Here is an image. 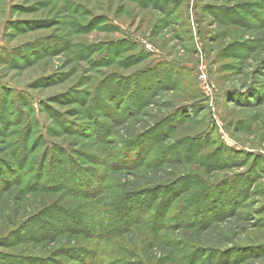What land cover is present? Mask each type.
Here are the masks:
<instances>
[{"label":"rangeland","instance_id":"374dc122","mask_svg":"<svg viewBox=\"0 0 264 264\" xmlns=\"http://www.w3.org/2000/svg\"><path fill=\"white\" fill-rule=\"evenodd\" d=\"M0 264H264V0H0Z\"/></svg>","mask_w":264,"mask_h":264},{"label":"trees","instance_id":"16d2710c","mask_svg":"<svg viewBox=\"0 0 264 264\" xmlns=\"http://www.w3.org/2000/svg\"><path fill=\"white\" fill-rule=\"evenodd\" d=\"M140 140L141 139H139V142H140ZM135 145L136 144H138V143H134ZM52 157L53 156H51V158H50V160H49V163H46L45 165H47L48 166V168H50L51 166H52ZM69 158V157H68ZM118 158H120V157H118ZM59 160V159H58ZM69 160H70V158H69ZM62 160L60 159V161H58V164H59V166H63L64 165V163L66 162V161H68V160H66V159H64L62 162H61ZM70 163H72L73 165L72 166H74L72 169H75V163L73 162V161H69ZM69 162H68V164H69ZM192 184V183H191ZM216 184V183H215ZM208 185L211 189H217V187H218V185ZM199 184H198V182H194L193 184H192V188H197V186H198ZM60 185L59 184H57V185H53L52 187H59ZM37 188H41V187H37ZM200 188H202V186L200 187ZM165 189H167V188H165ZM164 189V192L162 193L163 195H165V194H168V192H173L172 190L173 189H170L169 191L168 190H165ZM91 192V191H90ZM155 192H148V191H140V192H137V193H135V194H128V195H126V196H124V197H122L118 202H117V210H115V211H113V213H111V215H112V217L113 218H115V221H116V224H115V226H116V228L118 227V226H120V224H122L120 221H121V214H122V212H124V211H127V212H129V211H134L135 212V214H132V215H130V217H135V218H133L132 220H136V222H139V223H141V224H144V225H148V224H150V225H155L154 223H150V222H146L145 223V221H143L144 220V218H142L143 217V215H145V216H147L146 214H149L150 212H153L152 211V207H151V205H150V202H149V199H151V201L153 200L152 198H149V199H147L148 197H150V196H155ZM198 196L195 198V202H196V204H198V203H200L201 202V200H203V198H204V196H206L205 198H204V201H205V199H208V197H207V195H208V193H204V194H202V192H200V193H198L197 194ZM139 198H145L146 200H145V202L143 201V202H141L140 200H139ZM133 200V201H132ZM153 202V201H152ZM169 202H171L170 200H169ZM128 203V205L129 206H126L125 207V205ZM131 203V204H130ZM168 203V202H167ZM134 205V207H132ZM154 205V204H153ZM160 206V207H159ZM125 207V208H124ZM159 210V211H158ZM59 211H61L62 212V214H64V215H66V218L64 219L65 221H66V223L63 221V223H64V225L65 226H70L69 224H68V222L70 221V220H72L73 221V223H74V225H72L71 226V228H65V229H62V230H66L67 232H70V231H74L75 232V230H77L76 228H79L78 229V231H81V230H84L85 228L83 227V225H81L80 226V220H85V218H89V217H87V216H85L84 214H82V213H80V212H74L73 210H69V211H67V210H63V209H59ZM157 211V214L159 213V212H161L162 214H164V216H163V219L165 220V217H166V215L170 212V209H169V206H168V204H166V202H164V203H161V204H159L158 205V209L156 210ZM161 219H162V216H161ZM164 220H163V222H164ZM56 222H58V221H56ZM107 224H108V226H109V224L111 225V223H109V222H107ZM79 225V227H77ZM108 226H107V228H108ZM115 226H112V228L111 229H113V228H115ZM46 227V226H45ZM45 227H43V228H45ZM59 227V226H58ZM83 228V229H80V228ZM160 228H161V230L162 229H165V227H161V226H159ZM50 228H52V227H50ZM50 228L49 227H47V229H46V231H48V230H50ZM60 229L61 228H63V226L62 227H59ZM29 231H32L33 233H35V235L37 234V232L35 231V229L34 228H29ZM58 231H61V230H55L54 229V231H48L49 233H46V234H49V235H52L53 234V237L54 236H56L58 233ZM120 231L121 230H117V231H115V234L114 235H119L120 234ZM35 237H32L31 239L33 240Z\"/></svg>","mask_w":264,"mask_h":264},{"label":"built area","instance_id":"2783aa9c","mask_svg":"<svg viewBox=\"0 0 264 264\" xmlns=\"http://www.w3.org/2000/svg\"><path fill=\"white\" fill-rule=\"evenodd\" d=\"M202 82L204 86L205 93L211 94L212 93V84L209 83L206 76L202 77Z\"/></svg>","mask_w":264,"mask_h":264}]
</instances>
